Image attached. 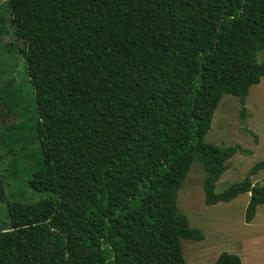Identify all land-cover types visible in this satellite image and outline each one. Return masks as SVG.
Instances as JSON below:
<instances>
[{
  "label": "trees",
  "instance_id": "1",
  "mask_svg": "<svg viewBox=\"0 0 264 264\" xmlns=\"http://www.w3.org/2000/svg\"><path fill=\"white\" fill-rule=\"evenodd\" d=\"M1 14L18 45L0 51V106L15 120L0 126V206L55 200L33 264H187L182 240L204 239L177 206L194 162L206 204L250 193L253 221L264 161L217 193L240 146L205 137L225 94L247 117L264 0H6ZM42 173L48 186L34 189ZM0 264L27 263L5 245ZM214 264L243 262L223 252Z\"/></svg>",
  "mask_w": 264,
  "mask_h": 264
},
{
  "label": "rangeland",
  "instance_id": "2",
  "mask_svg": "<svg viewBox=\"0 0 264 264\" xmlns=\"http://www.w3.org/2000/svg\"><path fill=\"white\" fill-rule=\"evenodd\" d=\"M6 0H0V15L5 13ZM10 28V25L7 24ZM18 40L10 32L0 30V51L17 46ZM264 61V49L257 54ZM23 68V67H22ZM13 73L12 68L8 69ZM21 83H26L21 82ZM18 84H16L17 86ZM238 96L225 94L212 119V127L205 141L219 146L239 145L240 150L226 162V169L216 184V192L226 191L232 184L242 181L250 169L264 161V77L250 88L246 98V118L241 114ZM7 106H0V126L11 125L14 118L7 116ZM2 168L5 166L0 161ZM206 170L201 162H194L178 191L177 206L189 220L192 228L202 230V240H182L187 264H214L220 254L229 252L241 257L243 264H264V204L257 208L251 223L245 221L250 200L243 193L230 202L207 205L204 184ZM13 184L14 182H12ZM253 184L264 185V170L252 177ZM48 181L43 173L33 181V187L46 189ZM0 184V195L4 193ZM4 195V194H3ZM55 213V200L45 197L36 205L1 203L0 221L10 223L7 233L0 234V247L8 245L15 253L33 264L35 228ZM6 232V231H4ZM15 245V246H14Z\"/></svg>",
  "mask_w": 264,
  "mask_h": 264
},
{
  "label": "crops",
  "instance_id": "3",
  "mask_svg": "<svg viewBox=\"0 0 264 264\" xmlns=\"http://www.w3.org/2000/svg\"><path fill=\"white\" fill-rule=\"evenodd\" d=\"M249 195H250V193H249Z\"/></svg>",
  "mask_w": 264,
  "mask_h": 264
}]
</instances>
